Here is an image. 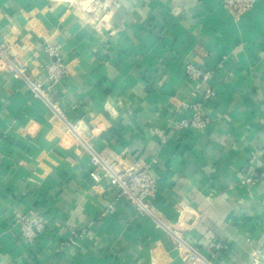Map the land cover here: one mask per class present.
<instances>
[{"label": "crops", "instance_id": "obj_1", "mask_svg": "<svg viewBox=\"0 0 264 264\" xmlns=\"http://www.w3.org/2000/svg\"><path fill=\"white\" fill-rule=\"evenodd\" d=\"M49 47L69 71L52 87ZM0 51L47 87L0 60V264H192L190 247L264 264V0L241 15L223 0H0ZM188 63L212 71L205 130L181 126ZM52 103L118 167L151 166L152 213L93 179ZM24 215L46 223L35 244Z\"/></svg>", "mask_w": 264, "mask_h": 264}, {"label": "built area", "instance_id": "obj_2", "mask_svg": "<svg viewBox=\"0 0 264 264\" xmlns=\"http://www.w3.org/2000/svg\"><path fill=\"white\" fill-rule=\"evenodd\" d=\"M257 0H223V4L226 8L232 11L236 15H241L246 10L250 9ZM1 52V65L7 70H13L15 76H25L26 68L24 66H18L13 63L3 51ZM48 52L55 56V59L48 65L50 84L48 87H52L58 84L61 80L67 77L68 67L66 63L60 57L58 48L49 47ZM186 73L190 80L194 83V92L196 99L192 102L193 115L189 119H184L181 122V126L185 128H196L205 130L210 126V119L206 115V106L211 102L216 92L213 88H206L203 95H200L203 84H205L211 77L212 71L202 67L195 66L192 63L186 64ZM30 85L36 94L46 97V86L40 82L30 80ZM49 101V100H48ZM51 106L57 112L58 117L62 120L66 129L74 133L77 137L84 140L91 152V164L92 170L91 176L96 182H100L103 178H106L111 185L115 186L120 194L124 195L129 202L134 204L139 210L147 213H152L150 208V200L155 193L156 178L151 173V166L149 164H142L139 162L126 165L125 167H118V165L109 161L108 159L95 152L88 141L85 139L81 132V125L79 123H71L61 107L58 104L52 103ZM3 162V153L0 150V165ZM264 180V169L257 176ZM245 182H253V178L245 177ZM22 226V235L30 243L35 242L40 238L41 234L46 230L47 226L42 216H22L18 219ZM68 241L62 242L61 247H65ZM187 259L192 264H211L203 255L195 248L190 247L187 249Z\"/></svg>", "mask_w": 264, "mask_h": 264}]
</instances>
